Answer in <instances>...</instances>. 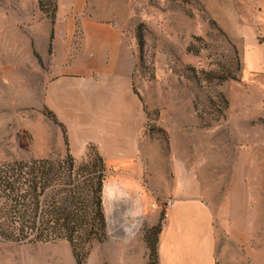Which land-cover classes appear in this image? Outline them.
Returning <instances> with one entry per match:
<instances>
[{"label": "rangeland", "instance_id": "1", "mask_svg": "<svg viewBox=\"0 0 264 264\" xmlns=\"http://www.w3.org/2000/svg\"><path fill=\"white\" fill-rule=\"evenodd\" d=\"M115 56L147 115L149 190L73 156L44 101L64 67ZM181 163L264 256V0H0V264H159Z\"/></svg>", "mask_w": 264, "mask_h": 264}, {"label": "crops", "instance_id": "2", "mask_svg": "<svg viewBox=\"0 0 264 264\" xmlns=\"http://www.w3.org/2000/svg\"><path fill=\"white\" fill-rule=\"evenodd\" d=\"M120 57L109 63L101 58L94 67H64L47 82L44 101L65 128L73 156L93 147L117 167L124 189L149 190L138 160L144 157L147 115L133 88L132 67ZM171 170L177 177L168 197L175 205L160 232L159 264H264L263 247H253L250 231L233 230L237 223L228 218L218 223L195 169L181 163ZM144 198L141 194L134 206L142 210Z\"/></svg>", "mask_w": 264, "mask_h": 264}, {"label": "trees", "instance_id": "3", "mask_svg": "<svg viewBox=\"0 0 264 264\" xmlns=\"http://www.w3.org/2000/svg\"><path fill=\"white\" fill-rule=\"evenodd\" d=\"M8 184H3V186L4 187H8L7 186ZM98 185H99V187H98V190L101 192L102 191V186H103V181H102V179H99L98 180ZM102 198H101V196H100V199H99V202L97 203V215H98V218H99V220H100V222H101V224L103 225V226H106V222H105V214H104V212H103V205H102ZM56 208V206L54 207V209ZM68 223H62L61 224V227L62 228H67V229H69V226L67 225ZM55 227H59V226H54V228Z\"/></svg>", "mask_w": 264, "mask_h": 264}, {"label": "built area", "instance_id": "4", "mask_svg": "<svg viewBox=\"0 0 264 264\" xmlns=\"http://www.w3.org/2000/svg\"><path fill=\"white\" fill-rule=\"evenodd\" d=\"M175 205V200L172 198L167 199L165 202H163L160 206H162L163 210L165 211V217L168 216V210L172 206Z\"/></svg>", "mask_w": 264, "mask_h": 264}]
</instances>
